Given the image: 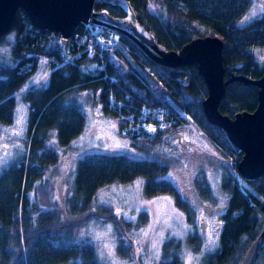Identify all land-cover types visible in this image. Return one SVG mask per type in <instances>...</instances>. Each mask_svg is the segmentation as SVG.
Returning <instances> with one entry per match:
<instances>
[{"label":"trees","instance_id":"trees-1","mask_svg":"<svg viewBox=\"0 0 264 264\" xmlns=\"http://www.w3.org/2000/svg\"><path fill=\"white\" fill-rule=\"evenodd\" d=\"M123 1L135 12L139 26L152 33L163 48L179 51L194 38L218 36L224 42L226 79L232 74L251 78L263 75L264 62L257 58V53L264 49V12L259 18L243 22L253 0ZM94 7L107 10L116 18L128 14L125 8L111 0L96 1ZM27 25L29 19L20 10L18 22L9 32L14 34L11 62L0 67L3 76L0 78V125L13 123L17 94L38 63L45 60L51 71L46 87L28 89L24 94L30 109L27 154L0 171V264H104L90 243L84 239L75 240L74 220L95 213L92 206L98 192L114 183L127 184L144 179L147 197L171 195L176 207L194 223L197 215L194 201L187 200L166 178L170 165H179L178 161L189 165L190 152L178 148L170 158L155 151L156 146L170 142L167 139H178L182 127L191 120L207 135L222 158L231 162L226 165L221 157L222 160H215L223 169L222 190L228 201L222 215L220 247L202 264H241L264 224V176L254 181L242 178L243 187L240 185L234 161L239 162L243 153L230 142L224 130L206 121L202 101L208 88L197 66L168 68L157 65L121 34L116 50L104 55V69H100L102 60L90 57L83 48L74 47L69 54L63 55V43L57 39H49L41 47L37 38L30 35L33 28L25 34ZM25 48L30 49L25 52ZM29 52L36 54L34 65L30 71L21 72L31 60L27 57ZM43 56H54L55 60L42 59ZM92 63L95 68L90 66ZM82 89L92 90L94 101L122 122L121 128L129 123L131 137L139 145L141 156L110 150L78 159L69 189L71 193L61 206L50 201L45 173L51 164L56 165L59 151L67 148L84 129L85 114L71 93ZM258 91L255 85L228 83L220 111L233 117L240 111L255 110ZM144 107L164 109V124L150 116L146 118ZM151 120L158 124V131L153 134L141 126ZM53 136L57 141L52 140ZM198 186L203 199L211 198L208 184L198 183ZM30 191L35 192L33 203L27 196ZM195 247L199 249L200 243ZM181 249V243H176L170 259H162L157 264H183L179 256ZM128 250L126 245L123 249L119 246L120 255L131 262ZM162 250L163 253L168 250L167 244ZM254 264H264V246Z\"/></svg>","mask_w":264,"mask_h":264},{"label":"rangeland","instance_id":"rangeland-1","mask_svg":"<svg viewBox=\"0 0 264 264\" xmlns=\"http://www.w3.org/2000/svg\"><path fill=\"white\" fill-rule=\"evenodd\" d=\"M111 2L128 9V4L123 0ZM94 10L102 11L96 10L95 7ZM263 12L264 0H253L243 22L259 18ZM3 37L0 42V67L11 62L14 34L7 33ZM257 58L264 62V49L259 50ZM41 61L28 77L21 92L17 94L13 123L0 125V171L28 152L30 109L24 94L28 89L48 85L50 65L45 60ZM90 66L95 68L94 63ZM0 78L3 76L0 75ZM71 93L82 106L86 118L85 126L67 148L59 151L56 165L51 164L48 167L44 179L49 184L50 201H56L61 206L65 205L67 194L71 193L69 189L73 185L74 169L78 159L110 150L128 151L141 156L137 148L139 145L131 137L129 123L121 128L122 122L105 112L102 106L94 101L95 94L92 90L82 89ZM57 139L55 136L52 138L54 141ZM168 140L170 142L163 146H156L155 151L170 158L178 148L190 152L189 157L192 160L189 165L179 161L177 162L179 165H170L166 178L178 187L187 200L194 201L196 221L194 223L188 221L184 212L176 207L171 195L147 197L144 193V179L127 184L109 185L98 192L92 206L95 213H90L84 219L74 220V229L72 228L75 240L84 239L86 243H90L104 264H157L162 259L169 260L175 244L179 242L182 245L179 256L183 264H186L189 253L192 256L191 264H202L208 255L220 247L222 215L226 211L228 201L227 194L222 190L223 169L215 161L222 156L193 120L182 127L178 139ZM41 152L40 150L39 153ZM222 159L226 165H230L231 162ZM237 164L238 161H234V166ZM237 176L243 187L242 177L238 173ZM198 183L208 184L211 198L203 199L200 196L199 189L196 188L199 187ZM27 196L30 203L36 201L34 191H30ZM198 242L199 249L195 247ZM165 244L168 250L163 253L162 248ZM125 245L129 247L131 262L119 253V246L123 249Z\"/></svg>","mask_w":264,"mask_h":264},{"label":"water","instance_id":"water-1","mask_svg":"<svg viewBox=\"0 0 264 264\" xmlns=\"http://www.w3.org/2000/svg\"><path fill=\"white\" fill-rule=\"evenodd\" d=\"M96 1L0 0V39L15 28L20 10L24 11L33 27L60 32L65 38L72 36L82 23L94 19L98 24L109 26L127 36L157 65L168 68L196 65L208 88V94L202 101L206 121L224 130L230 142L243 153L237 164L238 174L247 181L264 176V72L260 78L232 74L226 79L224 42L218 36L197 37L179 51L167 50L156 41L152 33L139 26L129 4L128 9H125L127 16L116 18L107 10L95 12ZM231 82H242L259 88L255 110L240 111L233 117L220 111L226 86ZM263 246L264 224L241 264H254Z\"/></svg>","mask_w":264,"mask_h":264},{"label":"built area","instance_id":"built-area-1","mask_svg":"<svg viewBox=\"0 0 264 264\" xmlns=\"http://www.w3.org/2000/svg\"><path fill=\"white\" fill-rule=\"evenodd\" d=\"M81 27V28H80ZM34 29L30 33L31 37L37 38L38 44L43 47L47 40H60L62 44V54H69L72 48H83L90 57H97L102 60V64L98 66L100 69H104L103 58L106 53H112L116 50L121 33L109 26L98 24L94 19H90L86 23L79 26L80 29L72 34V36L65 38L60 32L51 31L48 29L34 28L31 23L24 30L25 34L29 32V29ZM30 48H25V52H28ZM35 53H27V57L31 58L26 64L21 68V72L30 71L34 65ZM42 59L55 60L54 56L44 57ZM143 113L146 116H150L153 120L163 123V114L166 113L164 109H151L144 107ZM141 123L142 128L149 134L156 133L158 131V124L154 121ZM162 124H160L162 127Z\"/></svg>","mask_w":264,"mask_h":264},{"label":"snow or ice","instance_id":"snow-or-ice-1","mask_svg":"<svg viewBox=\"0 0 264 264\" xmlns=\"http://www.w3.org/2000/svg\"><path fill=\"white\" fill-rule=\"evenodd\" d=\"M118 212H119V210H117ZM111 229L109 228V231H110ZM146 234V233H145ZM154 247V246H153ZM191 261H192V256H191V254L189 253L188 254V256H187V261H186V264H191Z\"/></svg>","mask_w":264,"mask_h":264},{"label":"bare ground","instance_id":"bare-ground-1","mask_svg":"<svg viewBox=\"0 0 264 264\" xmlns=\"http://www.w3.org/2000/svg\"><path fill=\"white\" fill-rule=\"evenodd\" d=\"M82 24H83V23H82ZM82 24H81V25H82ZM127 24H128L129 26L131 25V23H130V22H127ZM81 25H80V26H81ZM128 25H127V27L129 28V26H128ZM34 28H36V27H34ZM51 31H52V30H51Z\"/></svg>","mask_w":264,"mask_h":264},{"label":"crops","instance_id":"crops-1","mask_svg":"<svg viewBox=\"0 0 264 264\" xmlns=\"http://www.w3.org/2000/svg\"><path fill=\"white\" fill-rule=\"evenodd\" d=\"M40 62H42V61H40ZM38 65H39V63H38Z\"/></svg>","mask_w":264,"mask_h":264}]
</instances>
